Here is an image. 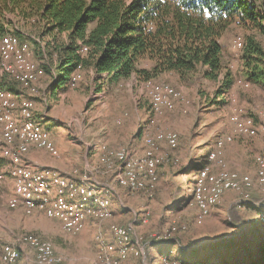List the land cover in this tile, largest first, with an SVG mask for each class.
Segmentation results:
<instances>
[{
    "label": "rangeland",
    "instance_id": "1",
    "mask_svg": "<svg viewBox=\"0 0 264 264\" xmlns=\"http://www.w3.org/2000/svg\"><path fill=\"white\" fill-rule=\"evenodd\" d=\"M252 33L255 31L232 23L221 37L223 64L230 68L234 77L223 103L210 104L217 82L199 76L180 81L175 74L164 73L148 80L171 84L179 96L174 100L173 109H163L158 113H154L150 107L145 87L147 80L138 79L134 74L106 88L93 70L80 69L81 79L76 85H70L68 76L55 92L54 87L49 85L51 77L46 69L50 61L43 43L33 34L23 39L24 42L20 43L25 47L29 60L43 73L33 82V89L26 90L19 84L17 89L20 94L15 95L34 102V116L57 148L56 155L40 147H30L26 154L36 149L42 161H49L60 155L58 145L64 151H73L78 158L75 162L77 166L73 168L78 178L104 183L113 180L117 183L114 176L116 159L110 157L111 167L104 164L101 160L104 149H124L129 154H135L128 143L130 136H134V141L138 143L143 135L144 148L141 154H137L140 156L149 149L144 139L159 131L173 132L178 144L171 149L166 143L159 142L151 148L154 154L163 158V162L158 167V181L150 196L142 190L125 188L120 190L121 199H118L117 193L115 195L118 188L115 189L113 183L116 220L108 221L112 214L107 219H92L93 226L68 236L70 242L66 245L61 243L63 232H59L61 225L58 226L57 221L42 213L26 215L21 209L8 205L14 191L12 180L5 176L0 180V256L8 246L19 248L18 245L25 244L21 237L28 233L49 240L55 253L62 257V264H93L99 239L111 242L109 226L118 223L130 229L132 247L124 260L126 264H182L177 258L181 247L194 245L202 248L213 244L224 252L225 258H233V264H248L251 261L264 264V259L260 261V255L253 256L258 242L264 241V184L256 182L254 163L255 155L264 151V124L259 118V113L264 111V84L247 78L241 60L243 40ZM256 37L264 45V34L257 33ZM33 39L40 42V47ZM148 66L147 60H141L138 64V67ZM235 110L253 119L256 128L254 137L236 131L230 120ZM93 138L106 142L98 149L100 161L86 167L78 165L82 155L88 158L91 153H96L92 149ZM219 141L222 143L219 158L224 163V170L235 177L248 174L253 184L246 190L247 194L226 191L219 202L210 207V212L201 217L194 204L185 206L187 198L183 195L190 193L199 168ZM3 160L0 159L1 171L7 164ZM163 166L168 170L162 176L160 168ZM219 170L220 167L213 166L211 173L217 174ZM143 197L149 201L145 205L139 202ZM144 211H148V215L142 219ZM171 226L175 230L169 233ZM160 234L162 238L164 235L168 238L158 240ZM230 244L241 250L228 256L226 249ZM217 263L219 260L208 259L192 264Z\"/></svg>",
    "mask_w": 264,
    "mask_h": 264
},
{
    "label": "trees",
    "instance_id": "2",
    "mask_svg": "<svg viewBox=\"0 0 264 264\" xmlns=\"http://www.w3.org/2000/svg\"><path fill=\"white\" fill-rule=\"evenodd\" d=\"M232 23L255 31L243 40L241 60L247 78L264 84V45L256 37L264 34V0H0V38L38 37L55 92L78 68L93 70L106 88L132 74L148 80L173 73L180 81L199 76L217 82L210 104H221L234 82L221 43ZM141 60L149 66L138 67ZM0 71V89L19 95V83ZM260 246L264 241L253 256L262 261ZM240 250L230 244L226 253ZM177 258L182 264H233L214 244L181 247Z\"/></svg>",
    "mask_w": 264,
    "mask_h": 264
},
{
    "label": "bare ground",
    "instance_id": "3",
    "mask_svg": "<svg viewBox=\"0 0 264 264\" xmlns=\"http://www.w3.org/2000/svg\"><path fill=\"white\" fill-rule=\"evenodd\" d=\"M86 49L83 47V50ZM0 68L26 90L33 89V82L43 73L42 69L35 67L29 60L26 49L18 38L8 33L0 38ZM69 78L70 85H76L81 79L80 69H76ZM145 87L154 113L173 109L174 100L179 96L175 87L167 82L153 80L145 81ZM33 104L30 98H18L13 92L0 89V159L7 162L5 169L0 170V180L8 176L13 182L14 191L8 199V205L13 209H22L26 215L42 213L58 221L68 234L80 232L86 219L109 218L112 214L109 198L89 179L74 180L50 174L47 169L36 170L25 163L23 157L30 147H40L52 155L57 154L56 146L34 116ZM259 118L264 124V111L259 113ZM230 120L239 134L255 136L256 128L251 117L242 116L239 110H235L231 113ZM20 126L23 133L18 131ZM144 141L149 149L140 156L129 154L124 149H104V164L111 167L110 157H114L117 163L114 175L117 183L131 191L142 190L150 196L158 181V167L163 162V158L154 154L151 148L156 143L164 142L174 149L178 143L177 136L171 131L156 132ZM221 144V141L217 142L216 149L208 152L206 161L199 168L191 195L185 202V206L194 204L201 217L210 212V207L219 202L226 191L247 194L246 190L253 184L248 174L235 177L224 170V163L219 158ZM10 151L13 153L11 159ZM254 163L256 182L264 184V151L255 155ZM213 166L220 167L217 174L211 173ZM30 191V197H25V193ZM147 215L148 211H144L142 219ZM174 230L175 227L171 226L168 232L172 233ZM109 231L112 240L104 242L99 239L100 245L93 264H122L131 250L129 227L111 223ZM166 237L164 235L162 239ZM21 240L32 250L36 263H62V257L55 253L49 240L28 233ZM19 258V248L8 246L2 251L0 264H17Z\"/></svg>",
    "mask_w": 264,
    "mask_h": 264
},
{
    "label": "crops",
    "instance_id": "4",
    "mask_svg": "<svg viewBox=\"0 0 264 264\" xmlns=\"http://www.w3.org/2000/svg\"><path fill=\"white\" fill-rule=\"evenodd\" d=\"M150 64V63H149ZM148 65V64H147ZM36 118V117H35ZM37 120V119H36ZM135 135V134H134ZM130 140L128 141V143H130L131 147H132V151L135 152V155L137 154H141L142 153V149L144 148V142H143V135H141V138L139 140V142L137 143L136 141H134V136H130ZM105 140L103 139H94L93 138V150H96V153H91V156H89L88 158H86L85 155H82V159L81 161L78 163V165H83V166H88V164H96L100 161V153L98 151L99 149V146L104 143ZM106 143V142H105ZM118 143H121V142H118ZM57 145V144H56ZM104 146V145H102ZM58 149H59V152H60V155L57 157V158H54L52 160H49V161H42L40 159L41 157V154L40 152H38L36 149H31L27 154H25L26 156H24V161L25 163L31 167V168H35L36 170H39L40 168L41 169H47V171L51 174H58V175H61L63 177H66V178H70V179H74V180H78V179H81V178H85V177H81V178H78V176H76L74 174V166H77L75 165L76 161L78 160V158L75 157V154H73V151L71 152H67V151H64L61 146H58ZM36 148V147H35ZM91 149V148H90ZM86 152V151H85ZM84 152V153H85ZM90 153V151H89ZM133 153V152H132ZM134 154V153H133ZM104 158H106V155L105 153L103 152V157L101 156V160L104 162ZM229 158V156H228ZM167 167L163 166L160 168V174L163 176L164 174H167ZM99 176H102V175H99ZM78 178V179H77ZM102 178V177H100ZM89 179V178H87ZM93 184L96 186V188L101 191L102 194L106 195L109 200H110V208H111V211H112V218L110 220H108L109 222L111 220H116L115 218H117V212H116V207H115V196L114 194L112 193V189L114 188V186L116 185L115 189L118 188L117 190H115V195L117 193V198L118 199H121V192L120 190L121 189H125L124 187L120 186L118 183L114 182L113 180L109 183H104L103 181H96L95 179L93 181ZM113 183H115L114 186ZM191 191H192V188H191ZM191 191H189L190 193H185L183 195L184 198H188L190 195H191ZM226 194V193H225ZM224 194V195H225ZM139 202H142L144 203L143 205L146 204V202H149L145 199V197L141 198ZM142 205V206H143ZM149 205H151V203H149ZM146 208V207H145ZM144 208V209H145ZM16 209H20V208H16ZM143 209V208H142ZM143 209V210H144ZM22 210V209H21ZM143 210H140L143 211ZM140 216V215H139ZM56 221V220H55ZM93 223V220L92 219H86L85 222H84V225H83V228L80 232H78L77 234L81 233L82 231H85L87 230L90 226H93L92 225ZM57 225L60 226V223L57 221ZM58 231V230H57ZM63 232V239L61 240V243L63 245H66L67 242H70V237L68 236H71V234H68L66 233L62 227L60 226L59 227V232ZM60 235V236H62ZM76 235V234H75ZM53 236V235H52ZM112 238V237H111ZM104 242H107V241H104ZM19 246V249H20V258L17 262V264H38L36 263V261L34 260V255H33V252L31 251V249L25 245V244H20L18 245ZM54 248V247H53ZM4 250V249H3ZM2 250V251H3ZM1 252V251H0ZM127 261V260H126ZM62 264V263H61ZM122 264H126V262L124 261Z\"/></svg>",
    "mask_w": 264,
    "mask_h": 264
},
{
    "label": "built area",
    "instance_id": "5",
    "mask_svg": "<svg viewBox=\"0 0 264 264\" xmlns=\"http://www.w3.org/2000/svg\"><path fill=\"white\" fill-rule=\"evenodd\" d=\"M12 54H15V52H12ZM18 131H20V133H23V128L22 126H20L18 128ZM11 155H13L12 151H10V159H11ZM32 193V191L30 192H26L25 193V197H30V194ZM63 218L65 220V223H66V214L63 215ZM74 232H75V229H74ZM158 240H162V234L158 235Z\"/></svg>",
    "mask_w": 264,
    "mask_h": 264
}]
</instances>
